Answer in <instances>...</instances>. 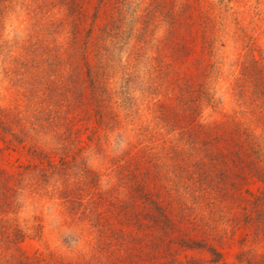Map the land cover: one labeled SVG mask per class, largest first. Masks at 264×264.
Listing matches in <instances>:
<instances>
[{
	"label": "rangeland",
	"instance_id": "rangeland-1",
	"mask_svg": "<svg viewBox=\"0 0 264 264\" xmlns=\"http://www.w3.org/2000/svg\"><path fill=\"white\" fill-rule=\"evenodd\" d=\"M50 2L0 0V110L9 114L3 119L7 133L0 129V264L15 259L28 264H111L115 253L96 249L99 231L88 213L97 210L107 227H123L108 210L111 202L132 201L116 169L125 165L128 150L136 152L140 131L149 132L156 151L190 149L180 138L181 130L159 118L158 103L178 126H189L192 113L198 123L218 125L234 118L256 135L263 133L245 101L264 86V0H110L98 24H115L116 37L102 43L110 49L101 64L91 46V71L82 56L71 52L70 29L50 28L68 14ZM97 2H83L89 16ZM35 43L41 49L26 52ZM24 60L30 68L20 66ZM198 67L205 76H199ZM17 69L24 75L16 74ZM97 73L108 91L104 110L116 119L110 127L68 106ZM174 77L187 88L203 81V87L195 88L202 91L195 113L185 114L178 82H171ZM44 93L54 95L56 103H44ZM165 163L170 167L161 174L172 186L176 163ZM159 185L152 181L148 189L160 192ZM260 186L253 182L246 188L257 192ZM135 205L140 211L142 202ZM17 229L24 234L18 242L13 241ZM126 230L134 233L133 228ZM219 234L223 242H207L221 253L218 264L236 263L242 249L264 254V242H243L248 234L244 226L221 224ZM178 257H195L202 264L214 259L207 248L179 251Z\"/></svg>",
	"mask_w": 264,
	"mask_h": 264
},
{
	"label": "trees",
	"instance_id": "trees-1",
	"mask_svg": "<svg viewBox=\"0 0 264 264\" xmlns=\"http://www.w3.org/2000/svg\"><path fill=\"white\" fill-rule=\"evenodd\" d=\"M84 1L51 0L50 5L65 7L68 14L63 21L52 22L50 28L58 32L63 26L68 27L71 52L82 56L88 65L91 46H94L96 52L91 53L101 64L110 49V46L102 43L116 37L115 24L108 23L104 27L98 24L104 13L103 9L110 0H98L91 16L85 12ZM42 7H48V1L39 8L43 10ZM96 28L101 29L99 35L96 34ZM38 49H41L39 43L25 48L29 53ZM20 66L30 68L29 61H21ZM92 67L89 66L90 71ZM197 70L201 72L200 77L205 76L206 71H201L203 68L198 67ZM15 73L19 74L20 70L17 69ZM179 81L175 77L171 79L173 84L178 82L177 87H180L178 100L185 114L195 113L202 98V91L198 92L195 88L203 87V81L200 80L196 86L189 88L181 87ZM87 84L88 82L85 86ZM89 88L91 94L86 93ZM107 94L108 91L103 87V77L97 73L83 94L73 97L68 106L71 111L79 110V113H84L83 117L89 120L95 118L99 126L110 127L116 119L104 110L106 99L103 95ZM43 95L44 103H56L54 95ZM240 98L245 99L243 94ZM249 100L245 101L249 106L246 107L249 110L247 113L251 114L262 129L261 135H256L234 118L231 122L218 125L198 123L192 113L189 114L193 117H189L192 119L189 126H178L175 118L158 103L159 118L169 127H178L181 130V140L190 149L185 151L172 146L156 151L157 146L152 137L147 138L149 132L140 131L138 146H134L136 152L133 154L132 150H128L125 165H119L116 169L121 185L129 192V200L132 201L111 202V209L108 210L113 220L123 227H107L108 224L102 221L103 214L97 210L88 213L93 217L92 226L99 231L96 249L115 253V261L111 264H202V260L195 257H187L186 261H182L178 252L206 248L214 257L210 263L218 264L221 253L207 242L208 238L220 243L224 241V236L219 234L221 224L229 223L233 228L246 227L248 234L243 242H264V86L259 85L256 95ZM8 116L9 114L0 110V129L5 133L8 130L3 126V119ZM16 118L21 122V118ZM36 120L41 122L39 118ZM0 137H3L1 132ZM14 140L23 143L19 134H14ZM169 160L176 163L172 186L164 183V176L161 174L164 168L170 167L165 163ZM189 160L192 162L190 166L183 163ZM152 181L161 184L160 192L148 189ZM253 182L261 184L257 192L246 188V185ZM138 200L142 202L140 211L135 205ZM126 227L133 228L134 233L128 232ZM197 235L203 236V239H198ZM23 238V232L17 229L13 241L18 242ZM7 262L28 264L19 259ZM234 264H264V254H257L252 249H242Z\"/></svg>",
	"mask_w": 264,
	"mask_h": 264
}]
</instances>
